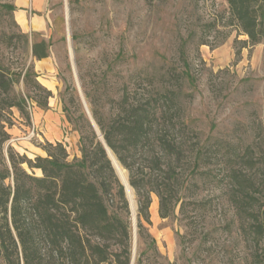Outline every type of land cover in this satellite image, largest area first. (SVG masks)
I'll return each mask as SVG.
<instances>
[{
  "label": "rangeland",
  "instance_id": "374dc122",
  "mask_svg": "<svg viewBox=\"0 0 264 264\" xmlns=\"http://www.w3.org/2000/svg\"><path fill=\"white\" fill-rule=\"evenodd\" d=\"M3 4L14 5V0H0V62L19 72L27 61L39 83L52 93L48 108L27 100L30 121L13 108L10 143L17 152L34 159L46 156L42 147L47 142H62L70 160L80 157V132L68 111L74 120L81 112L90 119L84 103L92 114L94 99L102 114H117L126 89L131 101L147 91V82L137 81L136 72L182 69L185 52L196 83L185 85L183 114L202 140L218 146L210 148L211 157L185 190L183 209L179 203L173 214L162 218L159 198L151 194V223L146 226L157 251L149 249L143 260L264 264V237L238 211L225 175L229 145H253L256 155L264 156V41L244 43L248 37L240 32L226 0H46L44 9H29L30 23L36 18L42 24L30 30ZM21 34L30 42L47 40L49 56L34 59ZM202 40L206 43L200 44ZM16 90L25 97L28 92L40 94L26 89L23 81ZM245 166L235 163L236 169ZM254 168L248 174L258 171L256 178L264 180V161H257ZM133 193L135 214L127 192L126 196L132 249L138 257L146 246L138 236L134 189ZM258 197L264 208V193Z\"/></svg>",
  "mask_w": 264,
  "mask_h": 264
},
{
  "label": "trees",
  "instance_id": "16d2710c",
  "mask_svg": "<svg viewBox=\"0 0 264 264\" xmlns=\"http://www.w3.org/2000/svg\"><path fill=\"white\" fill-rule=\"evenodd\" d=\"M226 1L240 32L248 37L244 43L263 42L264 0ZM3 6L11 13L16 9L13 4ZM21 37L34 59L49 56L47 40L30 42L27 34ZM181 58L182 69L136 72L137 81L147 82V91L131 101L126 89L117 114H102L97 101L90 100L92 117L108 147L128 170L137 195L138 236L146 249L135 255L134 264H145L143 256L149 249L157 251L146 226L151 223V194L159 198L162 218L173 214L179 203L183 209L185 190L217 144L202 140L183 114L185 85H194L196 78L185 52ZM21 81L26 89L40 94L28 92L25 97L18 93L16 86ZM51 96L27 61L19 72L0 62V264H132L133 234L125 187L84 112L74 120L65 107L80 132V157L70 160L62 142H47L42 147L46 156L31 159L10 143L13 108L30 121L27 100L48 108ZM225 151L232 200L264 237V208L258 197L264 193V180L256 178L258 171L248 174L264 156L256 155L253 145L233 144ZM237 162L245 168L236 169Z\"/></svg>",
  "mask_w": 264,
  "mask_h": 264
},
{
  "label": "crops",
  "instance_id": "0c3cea01",
  "mask_svg": "<svg viewBox=\"0 0 264 264\" xmlns=\"http://www.w3.org/2000/svg\"><path fill=\"white\" fill-rule=\"evenodd\" d=\"M14 5L16 7V9L14 10V18L17 22H20L24 29H39L42 27L41 22L36 18H34L30 23L29 9H32L30 12H32L33 10L44 9L46 0H14Z\"/></svg>",
  "mask_w": 264,
  "mask_h": 264
},
{
  "label": "bare ground",
  "instance_id": "6f19581e",
  "mask_svg": "<svg viewBox=\"0 0 264 264\" xmlns=\"http://www.w3.org/2000/svg\"><path fill=\"white\" fill-rule=\"evenodd\" d=\"M108 152H109V155H110V157H111V159L113 161V165L116 168V171H117L122 183L125 186L126 192H127L128 196H129V200H130V204H131V207H132V210H133V214H135L136 203H135V200H134L133 188L130 185V182H129V179H128V174H127L125 168L122 166V164L118 160L117 156L112 152V150H110L108 148Z\"/></svg>",
  "mask_w": 264,
  "mask_h": 264
},
{
  "label": "water",
  "instance_id": "95a60500",
  "mask_svg": "<svg viewBox=\"0 0 264 264\" xmlns=\"http://www.w3.org/2000/svg\"><path fill=\"white\" fill-rule=\"evenodd\" d=\"M85 104V107H86V110H87V112H88V114H89V117H90V119H91V122L93 123V125L96 127V129H97V124H96V122H95V120L93 119V117H92V114L90 113V111H89V109H88V107H87V105H86V103H84ZM97 132H98V134H99V137H100V139L102 140V142H103V144H104V146H105V149H106V151H107V154H108V156H109V158H110V160H111V162H112V164H113V161H112V159H111V157H110V155H109V152H108V145L106 144V142H105V140H104V138H103V135L101 134V132H100V130H99V128L97 129ZM110 149V148H109ZM111 150V149H110ZM113 152V151H112ZM114 153V152H113ZM114 166V165H113ZM115 168V167H114ZM115 171H116V168H115ZM116 173H117V171H116ZM117 175H118V173H117ZM119 176V175H118ZM120 178V177H119ZM123 184V183H122ZM124 185V184H123ZM125 187V186H124ZM125 192H126V189H125ZM134 236H135V238H136V233H134ZM134 257H135V253H133V263L132 264H134Z\"/></svg>",
  "mask_w": 264,
  "mask_h": 264
}]
</instances>
